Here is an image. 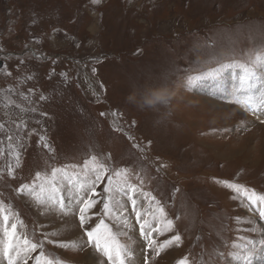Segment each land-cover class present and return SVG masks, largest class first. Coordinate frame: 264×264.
<instances>
[{
    "label": "rangeland",
    "instance_id": "obj_1",
    "mask_svg": "<svg viewBox=\"0 0 264 264\" xmlns=\"http://www.w3.org/2000/svg\"><path fill=\"white\" fill-rule=\"evenodd\" d=\"M257 55L264 57V0H0V202L38 240L86 241L76 216L18 189L38 171L82 163L92 153L110 156L172 220L170 231L153 234L156 244L181 237L159 255L148 249V264H227L233 244L264 239V218L218 183L264 195V116L229 102L235 69L220 85L201 79L190 91L185 86L189 76ZM165 79L167 106L142 107L140 94L161 89ZM213 86L229 93L207 95ZM58 92L65 95L40 99ZM106 184L107 177L97 188L94 221L103 218ZM127 208L131 230L119 239L143 264L147 242ZM45 251L63 264H108L94 247L46 241Z\"/></svg>",
    "mask_w": 264,
    "mask_h": 264
},
{
    "label": "snow or ice",
    "instance_id": "obj_2",
    "mask_svg": "<svg viewBox=\"0 0 264 264\" xmlns=\"http://www.w3.org/2000/svg\"><path fill=\"white\" fill-rule=\"evenodd\" d=\"M100 2L101 0H92L94 4ZM230 69L236 71L231 77L235 99L229 102L251 111L252 115L264 116V91H261L264 85L258 83V81L264 80V57L260 55L248 63H224L211 71L202 72L197 76H189L185 90L190 91L192 85L201 79H212L218 85L222 84L224 73ZM8 74L10 75V73ZM160 87L166 89V79ZM3 91L0 90V93ZM150 95L151 92L140 94L139 102L142 107L147 105ZM40 99L44 100L45 97L41 96ZM168 102L161 100L149 107L167 106ZM261 122L264 123V119ZM40 139L44 141L45 137L41 136ZM9 147L11 148L12 145L9 144ZM44 147L49 148V145L44 144ZM49 150L51 149L49 148ZM15 155L17 163H19V153L16 152ZM109 161L110 156L102 157L92 153L86 156L82 163L52 167L51 172L47 174L38 171L31 184L21 185L18 189V192L22 194L26 192L39 205H50L58 208L63 215L76 216L84 236L87 237L86 241L83 238L49 241L47 234L44 235V239L38 240L35 238L34 231L25 230L23 222L14 214L11 205L5 208L4 202H0V260L5 264H29V261H33V264H63L60 257L45 251V242L47 241L58 247L71 250L82 249L85 246L94 247L96 252L106 258L108 264H135L136 253L130 246L122 244L119 239L121 235H128V232L124 231L125 229L131 230L129 217L126 215L129 203L136 217V224L139 226L140 237L147 242L144 248L143 264H148V249H153L156 255H159L160 251L173 243L179 246L181 240L179 235H175L163 244H156L153 234L170 231L173 226L172 220L166 218L164 207L159 201H156L154 195L145 192L142 187L132 182L129 169H115ZM12 172L13 169L9 168L10 176ZM136 175L142 185L143 180L140 177V172L138 171ZM105 177H107V184L103 189L104 197L102 201H99L103 203V218L94 221L93 216L97 214L92 210L97 207L96 197L100 195L97 188ZM218 183H223L234 193L247 200L249 206L255 208L261 218H264V195H259L255 190H249L242 185L228 181ZM141 198L148 202L147 209H145L144 203L138 204V200ZM153 204H155V208L152 207ZM149 216H151L150 219ZM108 219L113 220L115 227L106 222ZM52 235H56V233H52ZM257 245L260 247L257 248ZM232 247L236 251L229 253L227 264H264V239L247 240L245 243L233 244ZM221 255L223 254L221 253ZM178 264H187V258L179 261Z\"/></svg>",
    "mask_w": 264,
    "mask_h": 264
},
{
    "label": "clouds",
    "instance_id": "obj_3",
    "mask_svg": "<svg viewBox=\"0 0 264 264\" xmlns=\"http://www.w3.org/2000/svg\"><path fill=\"white\" fill-rule=\"evenodd\" d=\"M129 100H133V97L130 96ZM161 100H170V95L166 89H155L151 91V95L149 96L148 102L146 106H150L153 103H156Z\"/></svg>",
    "mask_w": 264,
    "mask_h": 264
},
{
    "label": "trees",
    "instance_id": "obj_4",
    "mask_svg": "<svg viewBox=\"0 0 264 264\" xmlns=\"http://www.w3.org/2000/svg\"><path fill=\"white\" fill-rule=\"evenodd\" d=\"M57 61H64L62 58H57L56 59ZM40 74H42V73H40ZM41 77H39L37 80H36V82H41L42 81V75H40ZM59 94H61V95H65L64 93H51V94H47L46 96H45V99L43 100V101H50V102H52V101H54V99L56 100V98H58V95ZM58 103H60V102H58ZM49 158L50 159H52L53 158V156L52 155H50L49 156Z\"/></svg>",
    "mask_w": 264,
    "mask_h": 264
},
{
    "label": "bare ground",
    "instance_id": "obj_5",
    "mask_svg": "<svg viewBox=\"0 0 264 264\" xmlns=\"http://www.w3.org/2000/svg\"><path fill=\"white\" fill-rule=\"evenodd\" d=\"M219 85H220V84H219ZM225 85H226V83H225ZM222 86H223V85H222ZM228 88H230V87L226 85V89H227V90H229ZM207 89H208V88H207ZM227 90H224V89L218 90V87H217V86H213L212 88L209 89V92H210V93L207 92L206 94H207V95L210 94L211 96L214 95V94H216V95L213 96V97L216 98V97H217V94H219V93L222 94V93L224 92V93H227V94H228L229 92H228ZM232 94H233V93H232ZM206 97H207V96H206ZM208 99H209V98H208ZM209 100H211V99H209ZM90 260H93V258L91 257Z\"/></svg>",
    "mask_w": 264,
    "mask_h": 264
}]
</instances>
